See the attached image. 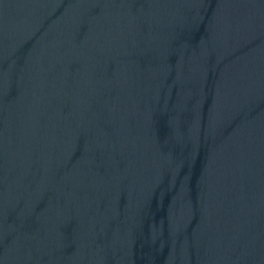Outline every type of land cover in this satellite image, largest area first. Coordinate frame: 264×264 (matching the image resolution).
Masks as SVG:
<instances>
[{
    "label": "water",
    "instance_id": "water-1",
    "mask_svg": "<svg viewBox=\"0 0 264 264\" xmlns=\"http://www.w3.org/2000/svg\"><path fill=\"white\" fill-rule=\"evenodd\" d=\"M0 264H264V0H0Z\"/></svg>",
    "mask_w": 264,
    "mask_h": 264
}]
</instances>
